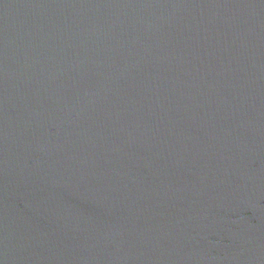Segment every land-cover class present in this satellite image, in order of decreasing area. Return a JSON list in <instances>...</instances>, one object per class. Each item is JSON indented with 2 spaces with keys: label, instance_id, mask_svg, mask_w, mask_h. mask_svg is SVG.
<instances>
[{
  "label": "water",
  "instance_id": "water-1",
  "mask_svg": "<svg viewBox=\"0 0 264 264\" xmlns=\"http://www.w3.org/2000/svg\"><path fill=\"white\" fill-rule=\"evenodd\" d=\"M0 264H264V0H0Z\"/></svg>",
  "mask_w": 264,
  "mask_h": 264
}]
</instances>
